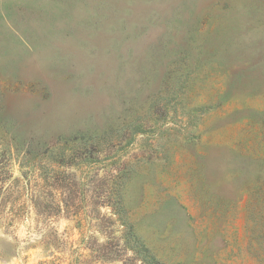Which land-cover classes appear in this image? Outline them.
I'll list each match as a JSON object with an SVG mask.
<instances>
[{"label":"rangeland","instance_id":"1","mask_svg":"<svg viewBox=\"0 0 264 264\" xmlns=\"http://www.w3.org/2000/svg\"><path fill=\"white\" fill-rule=\"evenodd\" d=\"M0 264H264V0H0Z\"/></svg>","mask_w":264,"mask_h":264},{"label":"trees","instance_id":"2","mask_svg":"<svg viewBox=\"0 0 264 264\" xmlns=\"http://www.w3.org/2000/svg\"><path fill=\"white\" fill-rule=\"evenodd\" d=\"M117 209H118L117 212H113V214H116L118 216V220L124 219L122 218L124 215H121V214H124L123 208L118 207ZM123 221L124 222L122 224H124V226L127 225L128 222H126V220H123ZM121 239L124 242L126 247H132L131 249L135 253V256L139 255V253L145 250L142 243L139 242L136 237H132L131 233L128 232V228L126 229L125 234H122ZM131 242H133V245L129 246Z\"/></svg>","mask_w":264,"mask_h":264}]
</instances>
